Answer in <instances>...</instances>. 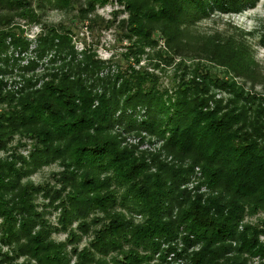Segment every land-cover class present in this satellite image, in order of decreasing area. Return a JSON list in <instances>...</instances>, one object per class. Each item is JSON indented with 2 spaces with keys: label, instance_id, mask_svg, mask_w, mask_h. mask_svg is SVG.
<instances>
[{
  "label": "trees",
  "instance_id": "1",
  "mask_svg": "<svg viewBox=\"0 0 264 264\" xmlns=\"http://www.w3.org/2000/svg\"><path fill=\"white\" fill-rule=\"evenodd\" d=\"M257 1L112 0L122 8L102 23L95 8L109 0H0L6 67L7 46H27L13 19L39 24L47 9L73 10L89 26L114 23L125 63L99 76L111 62L86 44L76 53L68 27L42 23L34 50L49 53L50 67L38 88L27 80L11 94L0 85V264H164L168 254L187 264H252L251 256L264 264V217L242 223L264 215V91H253L264 76L245 41L253 31L229 22L230 33L195 29ZM114 127L161 140L170 160L123 147ZM50 164L48 179L31 182Z\"/></svg>",
  "mask_w": 264,
  "mask_h": 264
},
{
  "label": "rangeland",
  "instance_id": "2",
  "mask_svg": "<svg viewBox=\"0 0 264 264\" xmlns=\"http://www.w3.org/2000/svg\"><path fill=\"white\" fill-rule=\"evenodd\" d=\"M111 3H105L102 6H97L95 8L94 14L96 15L97 19H102V23L108 21L111 19L113 15H111V11L120 10L122 7H119L112 3V0H109ZM109 10V11H107ZM38 13V12H37ZM40 18H39V24H34L31 22H26L21 19H13V24H16L17 31L19 33L20 38L22 41L27 43L25 51L19 50L17 46H15L16 52L12 54V56L8 57V63L3 65L2 62H0V85L1 90H3L5 93H11L14 94V91L21 89L25 86V82L29 80V82L33 83L32 88L36 89L38 88V85L42 80H40L38 77L41 74L42 71H44L46 68L50 67V64L47 63V60L49 59V53H44L40 58H38L35 55V43L34 39H36L37 35L39 34V31L42 30V27L40 24L45 23V25H53V24H59L62 27H68L71 31L72 37H71V46L75 50L76 53L81 51L80 46L83 44H86L88 46H91L92 49H94V54L96 59H100L103 62H107V65L109 62H111V65H109V71L107 68L101 69V71H98L99 76L102 75H109L113 72V63L114 65L117 64L120 67L124 66L123 60H121V57L119 54H121L124 50L123 41H117V32L115 29L114 23L110 24L109 27L103 28L101 25V22L99 20H95V23L88 25L87 19H82L80 22L76 18H74V11L73 10H67V11H59L58 9L53 10H43L39 12ZM94 15V16H95ZM88 18H91L92 15H86ZM116 20L123 19L124 13H119L114 16ZM92 19V18H91ZM229 22L230 26H233L235 28H241L243 32H251V36L247 37L245 41L249 44V48L253 55V60L255 61L257 65V69L259 70V74L264 76V48H260L258 45L261 43L260 36H263L264 38V0H258L253 7L250 9L238 12L236 15H210L208 19H204L202 21H198L195 25V29L201 34H209V32H217L222 33L232 32L228 26H226V23ZM33 37V38H31ZM31 38V39H30ZM78 57H76L77 59ZM58 61L55 60V64L52 65L53 68L55 66H58ZM170 67V66H169ZM164 69L165 75H161L160 82L161 86H169V79H170V68ZM135 68V67H134ZM210 71H215L218 74H220V70L216 67H210ZM108 71V72H107ZM247 85V84H246ZM253 91H258L261 93L264 91V81L259 83L257 82L254 84ZM17 94V93H16ZM15 94V95H16ZM221 93H218L216 90H214V97H219ZM114 132H117L121 139V145L123 147L125 146H135L136 152H149V154L156 155L160 159H164V161H169L170 157H167L163 154V151L161 150V140L157 139L154 140L152 137L147 135V132L144 130L139 132H125L119 130V128L114 127ZM22 155H24L25 151L21 149ZM56 165H47L43 168H41L39 171L34 172L31 174V182L34 183H42L46 179H48V173L56 171ZM195 170V168H193ZM199 174L198 170L197 173L193 174V177H197ZM194 180L191 178L184 184V188L187 190L194 186ZM205 192L203 190V187L199 189V192ZM52 215L49 216V219ZM136 219H139L138 215H135ZM258 217V218H257ZM259 217H264L263 213H259V215H254L252 217L245 216L242 220V223L250 222L254 223L256 219H259ZM182 235V233H180ZM63 234L54 236L55 241H59L62 239ZM261 240H264L263 236L258 237ZM83 240V238H82ZM82 243V241H81ZM175 248L180 247L181 243L176 241ZM172 245V244H171ZM195 247H193L194 249ZM2 252L6 251L5 247H0ZM251 261L254 259V264H258L259 259L257 257L252 258L250 257ZM19 262V260H18ZM164 264H187L184 260L177 258L173 261V256L171 254L166 255V260Z\"/></svg>",
  "mask_w": 264,
  "mask_h": 264
},
{
  "label": "built area",
  "instance_id": "3",
  "mask_svg": "<svg viewBox=\"0 0 264 264\" xmlns=\"http://www.w3.org/2000/svg\"><path fill=\"white\" fill-rule=\"evenodd\" d=\"M113 4H114V2H112ZM116 5V4H115ZM97 8V7H96ZM107 11H109V10H107ZM31 38H33V37H31ZM30 38V39H31ZM5 44H7V41L5 42ZM158 45H162V44H160V42H158ZM8 48H7V54H6V56L7 57H10V56H12V54H14L15 52H16V50H15V48H11L10 46H7ZM140 63H142V61H140ZM140 65V64H139ZM195 171V173H197V170L195 169L194 170ZM255 262H254V259H252V264H254Z\"/></svg>",
  "mask_w": 264,
  "mask_h": 264
}]
</instances>
